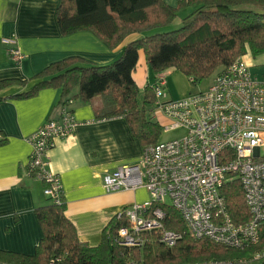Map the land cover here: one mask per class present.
<instances>
[{
  "label": "trees",
  "instance_id": "obj_1",
  "mask_svg": "<svg viewBox=\"0 0 264 264\" xmlns=\"http://www.w3.org/2000/svg\"><path fill=\"white\" fill-rule=\"evenodd\" d=\"M186 8L193 11L181 21V27L164 31ZM56 21L62 35L88 30L111 50L131 35L136 38L126 43L121 56L109 65L97 66L77 57L50 64L32 78L38 83L31 90L0 97V103L30 98L46 88L60 89L64 101L76 89L75 97L83 102L101 99L98 120L123 117L143 148L158 141L161 129L145 116L154 102L152 88L145 89L139 103V89L132 78L140 52L155 76L174 69L189 78L192 85L247 53L252 57L264 54V0H180L175 8L162 0H60ZM26 84L3 80L0 91ZM4 143L1 138L0 145ZM222 194L235 224L246 222L248 212L239 183L226 184ZM64 212L63 199L59 205L37 208L34 213L43 236L34 255L0 252V264H124L127 250L108 240V235L120 226L114 218L104 230L101 243L90 247L78 240ZM165 213V228L182 234V238L170 249L154 243L142 251L132 250L133 258L142 264H196L229 259L239 252L189 238L178 213L170 208ZM260 235V243L252 252L264 249V222Z\"/></svg>",
  "mask_w": 264,
  "mask_h": 264
},
{
  "label": "built area",
  "instance_id": "obj_2",
  "mask_svg": "<svg viewBox=\"0 0 264 264\" xmlns=\"http://www.w3.org/2000/svg\"><path fill=\"white\" fill-rule=\"evenodd\" d=\"M7 43L12 46L6 49L7 56L20 63L23 56L14 41ZM164 86V77L157 75L147 118L164 133L180 129L183 135L144 147L139 164L118 167L103 177L108 193L144 189L148 195L145 202L126 206L114 216L120 226L108 235L109 243L127 250L124 264H142L132 250L154 243L173 248L182 234L164 226L165 209L170 208L180 216L189 238L236 251L256 248L264 222V80L253 77L237 59L202 92L167 99ZM72 104L70 98L61 101L58 117L47 120L27 140L31 147L27 172L47 185L43 194L56 205L61 203V185L48 169L47 154L56 141L74 133ZM233 181L241 187L248 212L242 224L232 220L222 194ZM252 259L264 264V249L254 251Z\"/></svg>",
  "mask_w": 264,
  "mask_h": 264
},
{
  "label": "crops",
  "instance_id": "obj_3",
  "mask_svg": "<svg viewBox=\"0 0 264 264\" xmlns=\"http://www.w3.org/2000/svg\"><path fill=\"white\" fill-rule=\"evenodd\" d=\"M162 1L175 8L180 0ZM59 4L60 0H0V81L27 82L0 91V97L31 90L38 83L32 78L66 58L109 65L121 56L126 43L136 38L131 35L111 50L88 30L62 35L56 21ZM192 11L193 8L183 9L177 17L182 21ZM11 40L23 56L20 63L7 56L6 49L12 47L7 42ZM241 60L253 77L264 80V54L252 57L247 53ZM155 77L140 52L132 74L139 89V103L145 89L155 85ZM76 94L75 89L66 99L73 100L77 126L71 136L56 141L48 152V169L60 181L64 215L73 225L78 240L96 247L121 209L148 199L144 189L108 193L103 188L105 175L118 167L141 162L143 147L123 117L96 118V112L102 108L100 98L83 102ZM61 101L60 89L46 88L30 98L0 103V139L5 140L0 145V252L32 256L42 239L34 212L51 202L43 194L45 184L27 172L31 152L27 140L47 120L58 117Z\"/></svg>",
  "mask_w": 264,
  "mask_h": 264
},
{
  "label": "rangeland",
  "instance_id": "obj_4",
  "mask_svg": "<svg viewBox=\"0 0 264 264\" xmlns=\"http://www.w3.org/2000/svg\"><path fill=\"white\" fill-rule=\"evenodd\" d=\"M258 12L260 10H257ZM181 27V17H177L175 21L166 28L164 31H172L177 30ZM222 68L217 69L210 77L203 79L196 84L192 85L190 83V79L187 78L184 74L174 69L167 70L163 72V77L165 81V86L163 87L164 92L167 95V99H181L190 93H198L206 90L211 84L213 77L218 74V72ZM99 100V99H98ZM97 100H95V103ZM183 135V131L178 129L174 131H170L164 133L160 132L158 141L172 140L176 137ZM167 205H169V201L166 200ZM236 251V250H234ZM253 253L251 249L247 251H239L235 252L231 255L229 259H222L232 264H262L261 262L253 261ZM211 261V260H210ZM201 263V262H197ZM195 264V263H194Z\"/></svg>",
  "mask_w": 264,
  "mask_h": 264
}]
</instances>
